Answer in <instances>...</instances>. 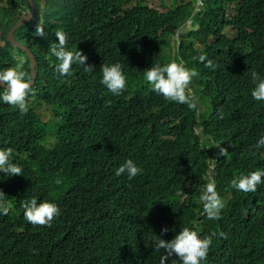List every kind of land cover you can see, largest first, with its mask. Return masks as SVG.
Returning a JSON list of instances; mask_svg holds the SVG:
<instances>
[{"label":"trees","instance_id":"1","mask_svg":"<svg viewBox=\"0 0 264 264\" xmlns=\"http://www.w3.org/2000/svg\"><path fill=\"white\" fill-rule=\"evenodd\" d=\"M167 1L162 11L142 0H33V17L15 30L37 63L28 110L0 100V149H12L23 174L0 172L9 209L0 213V264H160L154 241L184 227L212 236L201 264H264V182L249 193L231 185L264 172V147H253L264 136V100L251 96L252 72L264 78V0ZM28 9L27 0H0V71L20 61L26 81L29 60L6 35ZM58 31L92 72L79 64L56 72ZM202 53L214 70L194 59ZM173 60L198 73L190 104L146 81L144 70ZM117 62L127 83L113 95L100 66ZM160 124L163 140L151 136ZM128 159L142 170L132 179L115 174ZM211 167L220 219H208L199 199ZM33 197L59 207L51 227L24 219L21 204Z\"/></svg>","mask_w":264,"mask_h":264},{"label":"clouds","instance_id":"2","mask_svg":"<svg viewBox=\"0 0 264 264\" xmlns=\"http://www.w3.org/2000/svg\"><path fill=\"white\" fill-rule=\"evenodd\" d=\"M199 4H201V0H197L196 6L198 7ZM197 7L195 10H197ZM29 9L28 11L23 12L21 17L28 13ZM189 24L190 20L188 21L187 25ZM35 34L44 37V28L40 25H37ZM55 35L58 39V42L53 44L51 48V54L59 61V63L55 66V70L60 76H67L70 73L73 64L85 66V70L88 72H92L94 70L93 65L86 64L87 57L82 54L81 51H79L77 48L74 51L67 49V36L64 32L58 31ZM16 41L19 42L18 40ZM19 43L27 47L25 44L21 42ZM28 49L31 51L30 48ZM22 52L24 54L20 55L21 61L27 57L25 52ZM32 54L34 55L35 59V54L33 52ZM22 56L24 57L22 58ZM194 59H197L199 62L203 63L204 67L206 68L213 70L216 68V65L206 56V54L202 53L198 57H194ZM36 66L37 63L35 65V73ZM21 69L22 63L17 61L15 67H9L4 71H0V82H2L4 85V91L2 94H0V100H2L5 104L15 106L21 113H23L28 110L27 97L32 91L31 86L34 85V83L30 86L28 81L31 79V77L26 81L25 73ZM100 71L102 73L100 82L106 87L108 92L112 93L113 95L121 94L127 83L126 77L122 71V65L119 62L104 64L100 66ZM144 74L146 81L151 85L152 90L157 94L162 95L166 100L180 104L191 103V99L194 96V91L190 85L193 82V78L198 75L195 69L188 68L183 63L173 60L164 65L154 63L151 68L144 70ZM252 80L255 85L251 91L252 98L256 101L264 100V78H261L255 71H253ZM197 107L199 118L200 107L199 105H197ZM196 121H198V119ZM162 127L163 124H160L156 129L152 130V138L163 140L169 137L161 130ZM197 133L200 134V129H198ZM253 147L255 149L264 147V136L260 137ZM227 153L228 152L226 149L220 148L218 155L225 157ZM11 155V148L0 149V172H3L5 176L23 175L22 167L10 161ZM141 171L142 170L137 167L131 159H128L117 168L115 174L117 176L127 174V177L132 179L140 174ZM213 177L214 169L211 167L212 182L206 183L204 188L201 190L199 199L203 205V212L206 214L208 219H220L221 210L224 208V201L216 191ZM262 177H264V172L252 171L248 175L235 176L231 181V185L233 188L244 193L255 192L257 190V186L264 182L262 181ZM60 182L61 181L59 180L56 181L57 184ZM6 198L7 197L3 191H0V201L5 200ZM21 207L23 208L24 219L32 225L51 227L53 220L60 215V209L55 203L48 201H42L38 203L37 198L35 197L23 201ZM8 211L9 209L0 203V213L7 215ZM167 231H169L168 228L161 229L162 233H166ZM212 235H215V233ZM221 235L223 234L221 233ZM211 245L212 236H205L201 238L196 230H192L188 227L182 228L179 233L176 234L171 240L166 241L158 237V239L154 241V247L156 251H160L161 249L164 250V255H162L160 258V264H166V261L170 257H177L181 264H201V261L207 259Z\"/></svg>","mask_w":264,"mask_h":264},{"label":"water","instance_id":"3","mask_svg":"<svg viewBox=\"0 0 264 264\" xmlns=\"http://www.w3.org/2000/svg\"><path fill=\"white\" fill-rule=\"evenodd\" d=\"M30 9L29 12L26 13L25 15H23L8 31L7 33V40L14 46V47H18L20 48L22 51L25 52V54L27 55V57L29 58V67H30V75H31V79L28 81L30 83V86L34 83L35 77H36V73H35V59H34V55L32 54V52L25 47L24 45L20 44L19 42H17L14 38V32L15 30L20 27L24 22L28 21L34 14L35 12V6H34V2L32 0H28ZM24 56H22L23 58ZM0 86L4 87L3 83L0 82ZM212 176H213V171H212Z\"/></svg>","mask_w":264,"mask_h":264},{"label":"rangeland","instance_id":"4","mask_svg":"<svg viewBox=\"0 0 264 264\" xmlns=\"http://www.w3.org/2000/svg\"><path fill=\"white\" fill-rule=\"evenodd\" d=\"M142 1H146L150 6H153L155 8H157L158 10H162L164 11L165 9H167L168 6V1L167 0H162V1H158V0H142ZM189 26V25H188ZM174 38H178V35H175ZM42 109V107H41ZM44 113L46 112V110H42ZM47 116V113H46ZM45 115H42V118H46Z\"/></svg>","mask_w":264,"mask_h":264}]
</instances>
